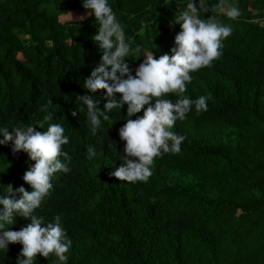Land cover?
Returning a JSON list of instances; mask_svg holds the SVG:
<instances>
[{
    "label": "trees",
    "instance_id": "1",
    "mask_svg": "<svg viewBox=\"0 0 264 264\" xmlns=\"http://www.w3.org/2000/svg\"><path fill=\"white\" fill-rule=\"evenodd\" d=\"M186 3L109 0L126 41L154 59L171 55L180 31L173 19ZM217 3L207 0L210 11L201 18L215 15L233 30L221 55L191 73L183 94L207 96V110H190L174 123L171 130L185 137L181 150L154 158L147 181H124L110 173L124 155L117 130L126 105L109 112L95 136L85 111L70 115L101 55L91 39L94 18L62 20L87 12L81 0H0V126L36 124L51 99L50 122L63 124L69 137L63 146L69 171L55 174L36 209L46 222L61 216L71 239L66 264H264V0H235L241 13L235 20ZM143 59L127 57L133 74ZM103 91L91 93L101 109ZM88 144L97 145L92 159L85 154ZM32 163L26 152L12 151L11 141L0 145V193L7 185L31 191L22 176ZM14 220L10 230L28 222ZM21 247L17 242L0 250V264H16ZM34 264L58 261L37 253Z\"/></svg>",
    "mask_w": 264,
    "mask_h": 264
},
{
    "label": "clouds",
    "instance_id": "2",
    "mask_svg": "<svg viewBox=\"0 0 264 264\" xmlns=\"http://www.w3.org/2000/svg\"><path fill=\"white\" fill-rule=\"evenodd\" d=\"M81 6L87 10L85 16H92L97 25L91 39L101 55L83 80L87 92L75 97L78 107L71 110L70 115L76 117L77 112L85 111L89 131L95 136L103 122L109 121L108 113L126 105V119L117 130L119 139L124 142V155L119 157L121 165L110 175L124 181H147L154 158L181 150L185 137L171 130L174 123L183 121L190 110L197 114L207 110V96L193 100L183 94L193 79L191 73L210 66L221 55L222 41L231 34L232 25L218 22L215 15L201 18V12L210 11L207 0H187L185 8L173 19L180 31L169 49L171 55L166 53L154 59L151 51L141 55L140 45L133 47L126 41L109 0H81ZM215 8L223 9V15L230 20L241 14L235 0H218ZM84 18L81 16L78 20ZM130 55L144 57L134 74L126 63ZM99 89L104 90L106 98L102 109L98 107L100 100L91 94ZM168 94L178 98L173 101L167 98ZM51 105L50 99L41 106L45 115L36 124L0 126V145L11 141L13 152L24 151L34 162L22 176L31 191L23 186L13 189L7 185L0 193V250L6 252L10 243L18 242L22 247L16 264H34L37 253L45 258L51 253L58 264H66V253L71 246L59 214L51 222L36 214V209L50 194L55 174L69 171L70 158L63 150L69 137L63 124L50 122L54 115L48 110ZM137 113L141 115H135ZM85 154L88 159L95 157L97 145H86ZM16 216L28 222L19 230H10Z\"/></svg>",
    "mask_w": 264,
    "mask_h": 264
},
{
    "label": "rangeland",
    "instance_id": "3",
    "mask_svg": "<svg viewBox=\"0 0 264 264\" xmlns=\"http://www.w3.org/2000/svg\"><path fill=\"white\" fill-rule=\"evenodd\" d=\"M81 16H84L85 18L87 17V16H85V12L74 11V12L69 13L66 16L61 17V18H62V20H78V17H81Z\"/></svg>",
    "mask_w": 264,
    "mask_h": 264
}]
</instances>
